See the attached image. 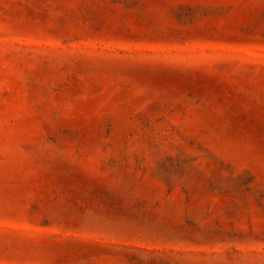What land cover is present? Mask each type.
<instances>
[{
	"label": "rangeland",
	"instance_id": "1",
	"mask_svg": "<svg viewBox=\"0 0 264 264\" xmlns=\"http://www.w3.org/2000/svg\"><path fill=\"white\" fill-rule=\"evenodd\" d=\"M0 264H264V0H0Z\"/></svg>",
	"mask_w": 264,
	"mask_h": 264
}]
</instances>
